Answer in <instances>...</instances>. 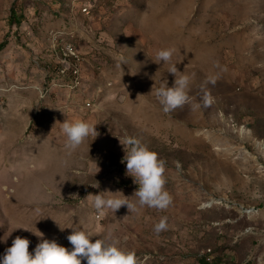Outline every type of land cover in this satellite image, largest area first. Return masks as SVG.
I'll return each instance as SVG.
<instances>
[{"label":"rangeland","instance_id":"obj_1","mask_svg":"<svg viewBox=\"0 0 264 264\" xmlns=\"http://www.w3.org/2000/svg\"><path fill=\"white\" fill-rule=\"evenodd\" d=\"M165 48L211 107L163 112ZM72 119L99 135L69 153ZM125 136L166 161V210L89 205L103 191L135 200ZM69 226L115 229L138 264H264V0H0V259L16 236L31 253L42 239L71 250Z\"/></svg>","mask_w":264,"mask_h":264},{"label":"clouds","instance_id":"obj_2","mask_svg":"<svg viewBox=\"0 0 264 264\" xmlns=\"http://www.w3.org/2000/svg\"><path fill=\"white\" fill-rule=\"evenodd\" d=\"M175 48L158 50L154 62L169 63L168 73L174 75V83L171 87L163 85L158 88L155 95L165 114L190 105L193 111L211 107L214 98L208 91L202 96V105L193 102L189 96V85L195 73L189 75L178 70L177 63H171ZM123 58H120V64ZM179 73V75H178ZM219 74H211L207 83L215 85ZM97 124L84 119L65 120L61 123V132L65 137L64 147L72 153L76 151L89 137L94 140L98 135ZM120 139V138H119ZM125 155L121 163H126V174L133 177V182L138 185L131 197L122 192L103 191L99 194H89L88 203L97 213L103 215L110 210L115 213L122 206H126L130 212L138 213L144 208L166 210L172 204V196L166 190V161L159 158L158 153L151 150L141 139L134 136H125L120 139ZM98 188L99 184H91ZM57 222V221H56ZM58 223V222H57ZM61 230L62 227L59 223ZM167 217H161L154 225V231L159 234L166 230ZM72 229L67 240L72 245L71 250L57 243L56 240L42 239L35 247L34 253L29 252L30 241L27 238L16 236L12 245L6 249L0 264H138L136 253L133 250L121 246V241L114 235L115 229L109 228L102 238H96L83 226ZM34 233V232H33ZM38 237L43 234L39 232ZM95 238V239H94Z\"/></svg>","mask_w":264,"mask_h":264},{"label":"trees","instance_id":"obj_3","mask_svg":"<svg viewBox=\"0 0 264 264\" xmlns=\"http://www.w3.org/2000/svg\"><path fill=\"white\" fill-rule=\"evenodd\" d=\"M200 264H235V263H231L229 261H223L217 257L215 260L210 261L209 258L206 257L200 260Z\"/></svg>","mask_w":264,"mask_h":264},{"label":"built area","instance_id":"obj_4","mask_svg":"<svg viewBox=\"0 0 264 264\" xmlns=\"http://www.w3.org/2000/svg\"><path fill=\"white\" fill-rule=\"evenodd\" d=\"M69 51L68 52H66V56L67 57H71V56H77V53L72 49V47H70L69 49H68Z\"/></svg>","mask_w":264,"mask_h":264},{"label":"bare ground","instance_id":"obj_5","mask_svg":"<svg viewBox=\"0 0 264 264\" xmlns=\"http://www.w3.org/2000/svg\"><path fill=\"white\" fill-rule=\"evenodd\" d=\"M78 54V53H77ZM73 57H75V56H73ZM73 59V58H72Z\"/></svg>","mask_w":264,"mask_h":264}]
</instances>
